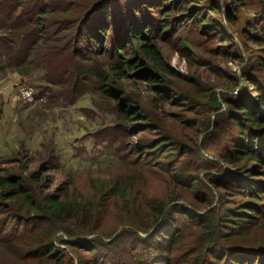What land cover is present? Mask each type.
<instances>
[{
	"label": "trees",
	"instance_id": "trees-1",
	"mask_svg": "<svg viewBox=\"0 0 264 264\" xmlns=\"http://www.w3.org/2000/svg\"><path fill=\"white\" fill-rule=\"evenodd\" d=\"M220 35L229 45L210 47ZM160 42L198 62L195 47L224 58L236 47L245 65L224 74L209 63L217 82L186 76ZM32 66L45 71L40 96L73 105L94 88L114 104L115 139L150 137L118 147L130 170L92 179L90 198L73 179L52 190L54 162L0 176L9 264H264L253 237L264 226V0H0V71ZM124 82L144 83L153 108ZM165 104L180 111L164 119ZM111 213L123 228L102 233Z\"/></svg>",
	"mask_w": 264,
	"mask_h": 264
},
{
	"label": "rangeland",
	"instance_id": "rangeland-1",
	"mask_svg": "<svg viewBox=\"0 0 264 264\" xmlns=\"http://www.w3.org/2000/svg\"><path fill=\"white\" fill-rule=\"evenodd\" d=\"M240 16L242 19L251 18L254 17V12L243 9ZM185 35H191L188 28L185 30ZM223 40L224 36L220 35L219 41L212 42L210 47L213 45L227 47L229 42ZM159 45L164 56L177 72L195 78L200 76L206 81L217 82L218 78L215 70L209 68V63L217 64L224 74L226 72L241 74L245 65L238 58L240 54L236 47L230 46L231 55L228 58L214 56L208 49L195 47L198 55L206 61L198 62L197 56L182 57L171 43L160 42ZM248 45L250 52L258 51L256 46ZM243 55L248 57L249 52L243 51ZM44 74L45 71L37 66L20 72L16 68L0 71V176L8 172L18 174L21 168H25L27 173L35 172L40 170L44 163L54 162L58 168L49 169L52 164L49 166L44 164L43 174L44 177L54 180L52 190L57 187H69L73 179L74 185L71 189L76 188L90 198L92 179L111 180L130 170L126 164L133 159L131 154L127 155L126 152L116 154L118 147L121 144L133 147L139 139L150 135L139 132L134 136L115 139L112 132L118 120L113 109L114 104L104 99L94 88H90L73 105L52 102L46 97L35 105L21 101L18 98L20 86L33 89L43 87L46 85ZM124 88L127 93L138 97L144 106L153 108L154 95L146 89L144 83L124 82ZM155 110L164 118L165 113L177 112L180 108L165 104ZM170 117L167 119L168 123H173ZM109 133L112 136L107 138ZM198 137L201 138V134ZM15 159H19L18 162H15ZM150 187V192L162 193L164 190L163 184L157 180L151 181ZM234 199L244 200L241 196ZM119 223L118 214L111 213L104 223L102 233L110 234L123 228ZM253 237L256 242L264 243V226L257 229ZM78 253L83 257L86 255L81 254L82 252ZM12 261V257L5 250L0 249V264H9Z\"/></svg>",
	"mask_w": 264,
	"mask_h": 264
},
{
	"label": "built area",
	"instance_id": "built-area-1",
	"mask_svg": "<svg viewBox=\"0 0 264 264\" xmlns=\"http://www.w3.org/2000/svg\"><path fill=\"white\" fill-rule=\"evenodd\" d=\"M18 98L21 101L30 105H35L45 100V97L40 96L36 89H33L32 87L28 86H20L18 90Z\"/></svg>",
	"mask_w": 264,
	"mask_h": 264
}]
</instances>
